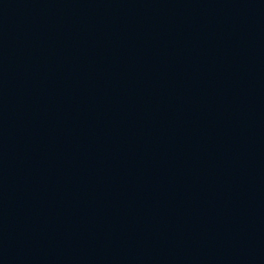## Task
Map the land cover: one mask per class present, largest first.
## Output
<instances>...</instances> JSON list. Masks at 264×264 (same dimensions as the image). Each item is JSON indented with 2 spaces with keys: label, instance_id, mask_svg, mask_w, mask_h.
Wrapping results in <instances>:
<instances>
[{
  "label": "water",
  "instance_id": "obj_1",
  "mask_svg": "<svg viewBox=\"0 0 264 264\" xmlns=\"http://www.w3.org/2000/svg\"><path fill=\"white\" fill-rule=\"evenodd\" d=\"M0 264H229L159 0H0Z\"/></svg>",
  "mask_w": 264,
  "mask_h": 264
}]
</instances>
